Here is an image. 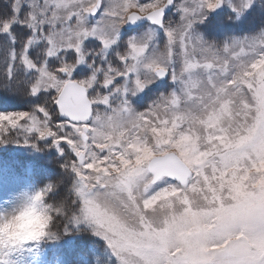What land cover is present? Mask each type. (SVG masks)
Wrapping results in <instances>:
<instances>
[{
    "label": "snow or ice",
    "instance_id": "6c2138e0",
    "mask_svg": "<svg viewBox=\"0 0 264 264\" xmlns=\"http://www.w3.org/2000/svg\"><path fill=\"white\" fill-rule=\"evenodd\" d=\"M0 78V143L71 175L40 231L0 216V264L56 219L107 264H264V0H0Z\"/></svg>",
    "mask_w": 264,
    "mask_h": 264
},
{
    "label": "rangeland",
    "instance_id": "374dc122",
    "mask_svg": "<svg viewBox=\"0 0 264 264\" xmlns=\"http://www.w3.org/2000/svg\"><path fill=\"white\" fill-rule=\"evenodd\" d=\"M4 83L0 78V91ZM8 110L28 111L29 108L23 101H12ZM50 144L49 140L39 141L36 147L15 142L0 143V216L7 218L14 214L50 184L59 183L60 186L54 196L45 195L47 202L55 205L67 199L71 175L64 173L61 166L64 157L58 154L56 147L48 146ZM64 147L71 155L66 144ZM63 223L62 219H56L52 225L53 231L61 233L56 239L45 237L26 246L11 257V264H107L103 240L94 236L86 225L70 227L63 233Z\"/></svg>",
    "mask_w": 264,
    "mask_h": 264
},
{
    "label": "clouds",
    "instance_id": "9594fccd",
    "mask_svg": "<svg viewBox=\"0 0 264 264\" xmlns=\"http://www.w3.org/2000/svg\"><path fill=\"white\" fill-rule=\"evenodd\" d=\"M55 206L56 205L49 203L46 200L41 205V207L45 208L49 214H51ZM9 219L12 220L14 230L25 235L38 232L45 227L44 221L41 217L38 216L36 212L26 209L25 206L19 208L14 214L10 215ZM47 231L49 233L53 232L50 220Z\"/></svg>",
    "mask_w": 264,
    "mask_h": 264
}]
</instances>
